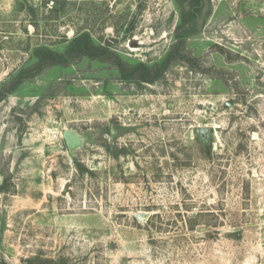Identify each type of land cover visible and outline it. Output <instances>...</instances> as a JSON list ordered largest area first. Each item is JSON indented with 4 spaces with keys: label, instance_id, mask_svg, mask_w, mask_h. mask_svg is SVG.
I'll list each match as a JSON object with an SVG mask.
<instances>
[{
    "label": "rangeland",
    "instance_id": "obj_1",
    "mask_svg": "<svg viewBox=\"0 0 264 264\" xmlns=\"http://www.w3.org/2000/svg\"><path fill=\"white\" fill-rule=\"evenodd\" d=\"M0 180V264H264V0H0Z\"/></svg>",
    "mask_w": 264,
    "mask_h": 264
},
{
    "label": "trees",
    "instance_id": "obj_2",
    "mask_svg": "<svg viewBox=\"0 0 264 264\" xmlns=\"http://www.w3.org/2000/svg\"><path fill=\"white\" fill-rule=\"evenodd\" d=\"M93 45L90 42L89 36L88 34H81L79 36H77L73 41L72 44L70 45V50L71 52H75V53H80V54H84V55H95L97 53V51H93ZM37 55L39 56V62L40 65H44L46 63V61H51V62H63L65 60V56L64 55H60L58 53L52 52L51 50L47 49V48H38L37 49ZM142 74L140 75L141 79H152L157 77V75H159V73L161 72V69L159 70V72L155 73V75L152 78H148V73H150L149 68H147L146 66H142ZM23 74L20 75V77ZM23 77V76H22ZM21 82V79L19 78V80H17L15 82V84L12 86V88L10 89L13 90L15 89V87ZM0 188H3V185H0Z\"/></svg>",
    "mask_w": 264,
    "mask_h": 264
},
{
    "label": "water",
    "instance_id": "obj_3",
    "mask_svg": "<svg viewBox=\"0 0 264 264\" xmlns=\"http://www.w3.org/2000/svg\"><path fill=\"white\" fill-rule=\"evenodd\" d=\"M131 44H135L134 42H132ZM198 131L204 135L206 134V132L211 131V128H199ZM113 133V131L111 130V134ZM62 138L64 140V143L67 147V149L70 152H73L75 149L79 148L82 145V137L79 133L73 131V130H64L62 132ZM1 183V180H0ZM145 214H143L144 217Z\"/></svg>",
    "mask_w": 264,
    "mask_h": 264
},
{
    "label": "built area",
    "instance_id": "obj_4",
    "mask_svg": "<svg viewBox=\"0 0 264 264\" xmlns=\"http://www.w3.org/2000/svg\"><path fill=\"white\" fill-rule=\"evenodd\" d=\"M49 137L52 140H61L62 139V131L58 130L57 128L53 127L49 132Z\"/></svg>",
    "mask_w": 264,
    "mask_h": 264
}]
</instances>
